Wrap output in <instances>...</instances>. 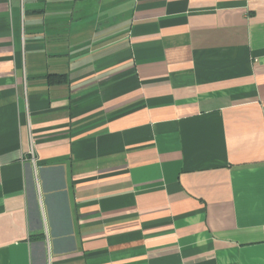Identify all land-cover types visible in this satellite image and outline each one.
<instances>
[{
	"label": "crops",
	"instance_id": "0c3cea01",
	"mask_svg": "<svg viewBox=\"0 0 264 264\" xmlns=\"http://www.w3.org/2000/svg\"><path fill=\"white\" fill-rule=\"evenodd\" d=\"M0 264H264V0H0Z\"/></svg>",
	"mask_w": 264,
	"mask_h": 264
}]
</instances>
